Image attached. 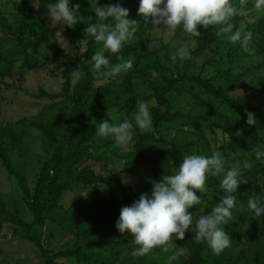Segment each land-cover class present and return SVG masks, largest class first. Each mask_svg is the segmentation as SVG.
I'll use <instances>...</instances> for the list:
<instances>
[{
    "label": "trees",
    "instance_id": "obj_1",
    "mask_svg": "<svg viewBox=\"0 0 264 264\" xmlns=\"http://www.w3.org/2000/svg\"><path fill=\"white\" fill-rule=\"evenodd\" d=\"M57 2L0 0V118L15 105L24 114L16 121L2 119L0 158L17 177L34 214L31 225L53 221L72 237L52 253L38 237L24 235L40 247L43 264H54L60 258L72 264H168L167 254L159 248L143 256L132 255L134 237L115 227L120 210L142 193L151 196V181L172 174L183 155L211 156L214 152L221 154L225 170H238L242 181L232 194L237 206L223 225L231 245L216 254L207 243L194 239L195 219L210 213L226 195L219 187L220 177L209 176L208 191L196 193L203 203L189 209L194 212V223L185 239L176 241L182 254L173 264H264V216L255 217L247 207L253 194L264 200V157L256 158V151L264 146V11L257 12L248 0L231 20L234 28L252 33L247 46L218 37L216 27L198 28L199 37H184L190 59L173 63L170 56L178 47L179 32L169 34L145 25L138 14L140 0H98V5L120 3L129 9L128 18L139 25L119 53H106L111 64L118 62L117 55L133 56V69L101 83L90 64L83 62L101 45L91 38L87 45H78L84 24L52 27L46 6ZM77 2L81 14L94 17L91 12L97 0H70V4ZM61 35L71 40L74 50L63 52ZM149 40L157 41L159 48L148 52ZM51 66L48 85L39 84L34 91L25 87L32 71ZM77 67L87 75L73 77ZM141 99L150 102L154 131L136 132L132 150L123 152L111 137L95 136L100 121L122 122ZM245 110L255 115V125L245 123ZM19 125L24 128L18 130ZM32 129L41 134L51 152L38 161L40 170L30 187L15 172L9 152L21 155L33 148L25 144ZM238 130L242 136L235 135ZM114 157L123 161L124 170L98 174L88 164L101 162L107 170ZM141 169L149 174H141ZM126 174L138 180L125 182ZM0 212L17 224L28 225L7 210L1 194Z\"/></svg>",
    "mask_w": 264,
    "mask_h": 264
},
{
    "label": "clouds",
    "instance_id": "obj_2",
    "mask_svg": "<svg viewBox=\"0 0 264 264\" xmlns=\"http://www.w3.org/2000/svg\"><path fill=\"white\" fill-rule=\"evenodd\" d=\"M36 2V0H35ZM248 0H140L138 14L144 18L145 25H152L157 31L169 34L180 33V40L175 52L170 56L173 63L190 59L187 37H199L198 28L207 30L216 27V35L224 37L232 44L240 43L247 46L252 39V33L234 28L231 20L239 14ZM252 7L257 11H264V0H252ZM52 27L62 23L68 28H75L84 24L83 38L78 45H87L91 38L101 47L89 58L83 59L90 64L92 74L103 83L120 73H127L134 67L135 58H125L117 55V63L111 64L108 54H117L122 46L130 41L138 31L139 25L130 20L129 9L120 3H108L94 7V17L80 13L81 5L77 2L70 4V0H58L46 6ZM59 35V33H57ZM159 43L149 40L146 47L148 52L159 48ZM87 73L79 67L72 73L73 77H84ZM150 102L143 99L136 103L135 111L122 122L109 123L102 120L95 131L96 137H111L117 146H127L133 141L134 131L152 132L153 121L150 113ZM108 115V114H107ZM246 124H256L255 115L245 110ZM236 136H242L238 130ZM264 157V146L256 151V158ZM209 176L220 177L219 187L226 195L219 203H215L210 213L195 219L194 239L207 243L211 250L219 254L230 247L231 239L226 234V225L232 216V209L237 206L233 193L237 191L240 174L237 169L225 170L224 160L219 152L211 156L186 154L172 174H164L160 181H151V196L142 193L131 206H124L120 210L116 230L121 234L129 233L134 237L132 241L134 256H143L153 249L159 248L167 254L168 264H173L181 257L176 244L183 241L185 234L192 228L194 212L189 209L203 202L197 192L206 193V181ZM248 209L259 218L264 216V200L254 195L247 201Z\"/></svg>",
    "mask_w": 264,
    "mask_h": 264
},
{
    "label": "rangeland",
    "instance_id": "obj_3",
    "mask_svg": "<svg viewBox=\"0 0 264 264\" xmlns=\"http://www.w3.org/2000/svg\"><path fill=\"white\" fill-rule=\"evenodd\" d=\"M49 23L52 25L50 19ZM60 23H58L54 28H59ZM61 47L63 52L66 54L70 50H74L75 46L72 44L71 40H68L67 37L61 35ZM72 39V38H71ZM180 37H177L175 40V45L178 46V41ZM193 45V42H191ZM172 53V52H171ZM50 69H54L51 66L48 70L45 69H36L32 71L28 76L25 82V87L29 88L31 91L36 90L39 84H47L48 79L50 78L48 72ZM16 99H19V96H13ZM29 98V97H27ZM132 114V113H131ZM27 115V114H26ZM24 116L23 112L18 110V107L12 106L7 108V112L4 111V116L0 118V124L3 118H12L13 121H16L18 117ZM131 116V115H130ZM129 116V117H130ZM44 118H49L48 116ZM18 130L24 128L19 125L16 127ZM139 129L134 131L133 141L127 146H116L120 147L122 151L127 152L132 150L133 144L137 140ZM137 132V133H136ZM25 144L27 146L31 145L33 148H28L23 150L21 155L16 151H10L9 156L14 165V170L17 174H20L26 179L27 184L30 187H33V182L38 173L39 164L38 161L41 158H44L49 155L51 152L45 145V140L39 134L38 131L32 129V133L25 137ZM39 155V156H38ZM108 161V160H107ZM98 174L107 172L110 169H116L118 171L124 170V163L122 160L114 157L109 159L107 170L103 169V165L100 162L90 161L88 163ZM141 174H149L148 170L141 169ZM123 180L128 182L132 178L133 182L138 180L137 176L134 174H126L123 176ZM127 180V181H126ZM132 182V183H133ZM0 194L2 195L7 210L11 214H18L28 225L17 224L0 212V264H43L44 257L42 255L41 249L38 244L33 239L23 238L26 234H31L32 237H38L47 250H51L52 253L55 249H62L67 245L71 240V235L64 232V230L55 222L49 221L44 226L41 225H31L34 222V214L29 209L27 203L25 202L23 192L19 186L17 177L12 175L9 170L4 166L0 158ZM54 264H72L71 261L60 258L55 261Z\"/></svg>",
    "mask_w": 264,
    "mask_h": 264
}]
</instances>
